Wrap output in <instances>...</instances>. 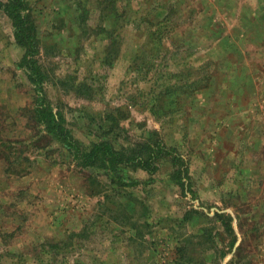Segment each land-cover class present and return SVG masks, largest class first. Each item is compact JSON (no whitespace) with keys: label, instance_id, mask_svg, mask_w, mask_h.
Segmentation results:
<instances>
[{"label":"rangeland","instance_id":"374dc122","mask_svg":"<svg viewBox=\"0 0 264 264\" xmlns=\"http://www.w3.org/2000/svg\"><path fill=\"white\" fill-rule=\"evenodd\" d=\"M7 3L0 264H264V0Z\"/></svg>","mask_w":264,"mask_h":264},{"label":"trees","instance_id":"16d2710c","mask_svg":"<svg viewBox=\"0 0 264 264\" xmlns=\"http://www.w3.org/2000/svg\"><path fill=\"white\" fill-rule=\"evenodd\" d=\"M24 3L23 0H8V3L6 4V9L9 11L8 13L12 15V17L15 19V22H18L19 26H24V21H22L21 17V9L23 8ZM17 24V23H16ZM27 31H29L27 29ZM17 38L19 39L20 42L24 43L25 46H29V52L27 54V60L32 58L35 52V46H34V40L31 39L30 35L27 34V32L20 31L16 34ZM39 113L43 114L42 112L39 111ZM42 120L46 123L48 126V131L51 134H54L55 137H57L60 141L65 142L68 147H72V143L68 141L67 137V131L63 129V126L60 124V122L56 119L55 116L51 115L50 113H44L41 115ZM76 150L75 148H73ZM79 150H76V152ZM85 160V166L90 167V165L95 162V160L98 157H101L103 159L108 158V161H105L106 165H108L107 168H112L115 169L114 167L118 162L121 163H126V161H123L122 156L119 153H116L113 151V148L109 145H97L96 148L88 155L84 154L83 156ZM149 162H147L148 164ZM150 164V163H149ZM92 166V165H91Z\"/></svg>","mask_w":264,"mask_h":264}]
</instances>
